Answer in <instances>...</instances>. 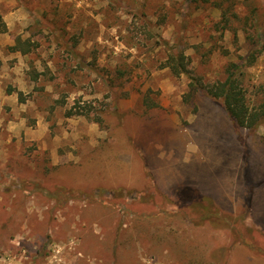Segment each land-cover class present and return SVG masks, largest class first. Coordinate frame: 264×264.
Here are the masks:
<instances>
[{"label":"rangeland","instance_id":"rangeland-1","mask_svg":"<svg viewBox=\"0 0 264 264\" xmlns=\"http://www.w3.org/2000/svg\"><path fill=\"white\" fill-rule=\"evenodd\" d=\"M0 13V264H264V121L239 127L188 86L258 47L264 0H0ZM178 50L189 73L175 76L163 65ZM241 69L255 106L264 55Z\"/></svg>","mask_w":264,"mask_h":264},{"label":"trees","instance_id":"trees-1","mask_svg":"<svg viewBox=\"0 0 264 264\" xmlns=\"http://www.w3.org/2000/svg\"><path fill=\"white\" fill-rule=\"evenodd\" d=\"M252 12H254V10H252ZM6 31L7 27L0 13V33ZM253 44H257L258 47L251 48L245 56H241V63L230 62L226 66V75L224 78L217 79L211 83H203L194 78L188 82L190 92L204 91L209 97L220 100L226 113L235 124L249 130L256 128L264 121V101L255 106H251L247 101L246 89L242 84L243 70L241 67L251 65L258 55H264V39ZM12 49L20 50L23 54H26L30 50L28 47H24L18 39L12 46ZM188 62L189 59L187 55L184 54L183 50H178L168 54L163 66L167 67L173 75L179 76L180 74L189 73L187 68ZM79 113L83 114L79 111L70 110L67 112V116ZM96 120H100V118L96 117ZM261 138L264 142V136ZM202 201V198H196V201L191 204V208L197 212L203 213L205 215L204 217H212L213 215L209 213L211 209L209 204H205ZM199 222L203 221L200 220Z\"/></svg>","mask_w":264,"mask_h":264}]
</instances>
